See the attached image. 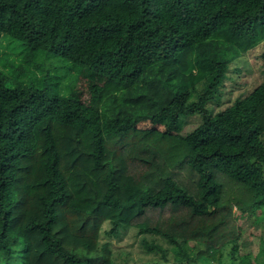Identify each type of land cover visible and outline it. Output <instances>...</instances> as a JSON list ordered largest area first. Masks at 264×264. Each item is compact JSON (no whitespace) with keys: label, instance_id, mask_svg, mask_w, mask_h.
I'll return each mask as SVG.
<instances>
[{"label":"trees","instance_id":"1","mask_svg":"<svg viewBox=\"0 0 264 264\" xmlns=\"http://www.w3.org/2000/svg\"><path fill=\"white\" fill-rule=\"evenodd\" d=\"M0 34L21 45L0 67V264H112L100 234L124 228L179 263L250 264L264 79L206 103L264 41V0H0Z\"/></svg>","mask_w":264,"mask_h":264},{"label":"rangeland","instance_id":"2","mask_svg":"<svg viewBox=\"0 0 264 264\" xmlns=\"http://www.w3.org/2000/svg\"><path fill=\"white\" fill-rule=\"evenodd\" d=\"M4 38L0 34V67L9 70V62L18 63L21 45L16 40ZM8 42V44H7ZM65 64V63H64ZM68 65L67 63L65 66ZM77 80L79 87H86V74H80ZM264 79V41L259 42L254 48L244 52L234 63L229 65L227 76L223 85L218 89L215 96L206 105L211 111H216L231 103L235 98L244 96L254 89ZM86 94L84 92L85 97ZM199 120L197 115H189L177 119L178 132H186ZM264 212L258 210L255 216L241 218L239 242L241 254H250V264L256 263L255 255L259 252L264 254V218H258ZM102 241H106L111 249L112 264H214L210 260L199 258L191 262H176L175 248L168 245L164 240L157 237L140 233L134 228H124L116 235L101 233ZM155 242L163 247L161 251L148 250L142 241ZM222 264L230 263L227 251L223 253ZM262 256H259L261 258ZM238 262H243L239 259Z\"/></svg>","mask_w":264,"mask_h":264}]
</instances>
